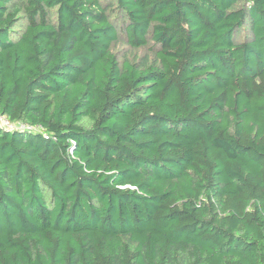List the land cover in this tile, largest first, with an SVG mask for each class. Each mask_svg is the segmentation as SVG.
I'll return each mask as SVG.
<instances>
[{"label": "trees", "instance_id": "trees-1", "mask_svg": "<svg viewBox=\"0 0 264 264\" xmlns=\"http://www.w3.org/2000/svg\"><path fill=\"white\" fill-rule=\"evenodd\" d=\"M0 115V264H264V0H0Z\"/></svg>", "mask_w": 264, "mask_h": 264}, {"label": "built area", "instance_id": "built-area-1", "mask_svg": "<svg viewBox=\"0 0 264 264\" xmlns=\"http://www.w3.org/2000/svg\"><path fill=\"white\" fill-rule=\"evenodd\" d=\"M0 125L7 127V128H11V127H17L18 129H24V128L32 129L33 128L31 126H27V125H23V124H17L18 126H15L1 115H0Z\"/></svg>", "mask_w": 264, "mask_h": 264}, {"label": "rangeland", "instance_id": "rangeland-1", "mask_svg": "<svg viewBox=\"0 0 264 264\" xmlns=\"http://www.w3.org/2000/svg\"><path fill=\"white\" fill-rule=\"evenodd\" d=\"M102 1H108V0H102ZM114 50L117 52L119 56L123 55L125 52L128 51V47L120 40L116 43L114 46Z\"/></svg>", "mask_w": 264, "mask_h": 264}]
</instances>
